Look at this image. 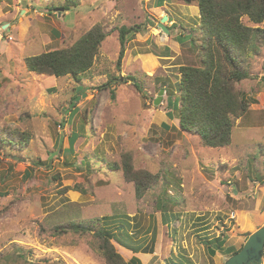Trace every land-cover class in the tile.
Here are the masks:
<instances>
[{
    "label": "rangeland",
    "instance_id": "1",
    "mask_svg": "<svg viewBox=\"0 0 264 264\" xmlns=\"http://www.w3.org/2000/svg\"><path fill=\"white\" fill-rule=\"evenodd\" d=\"M65 6L66 0H0V130L31 137L24 149L0 146V264H106L94 237L55 236L52 229L117 215L131 219L139 249L113 240L127 263L149 249L142 264H225L230 255L218 249V237L224 249H241L264 226V51L249 58L255 78L238 85L256 102L236 120L231 145L207 148L181 129L169 106L179 96L180 67L201 64L198 5L77 0ZM242 21L254 27L248 17ZM96 25L107 36L80 80L28 70V58L67 49ZM138 25L118 67L119 31ZM126 155L136 171L163 179L142 199L109 165ZM165 189L179 203L169 204L168 215L157 209L172 202L159 199Z\"/></svg>",
    "mask_w": 264,
    "mask_h": 264
},
{
    "label": "trees",
    "instance_id": "2",
    "mask_svg": "<svg viewBox=\"0 0 264 264\" xmlns=\"http://www.w3.org/2000/svg\"><path fill=\"white\" fill-rule=\"evenodd\" d=\"M76 1L66 0L65 11L75 5ZM176 1L186 5L196 3L199 7V31L203 38L200 45L202 59L200 66L180 67L179 96L175 100L169 98V106L178 112L181 129L197 136L204 147L226 148L232 143L236 120L244 117L250 111L251 103L256 102L239 90L238 85L255 78L250 71L249 58L260 56L264 51V0ZM244 16L249 18L254 27L243 23ZM141 29L140 25L124 26L120 29L121 50L118 67L124 59L129 36H134ZM106 36L102 27L96 25L71 47L30 57L26 66L33 73L50 74L57 78L69 75L80 80L91 70ZM130 80L138 91H141L142 87L137 85L135 78L130 77ZM114 82L111 81L110 85ZM111 93L115 98L114 91ZM30 139L27 133L0 130V146L7 144L13 148L24 149ZM109 165L112 170L121 169L124 178L135 185L137 199H142L163 180L159 173L153 175L147 171H136L128 155L120 165ZM158 197L172 201L157 204L158 211L164 215L169 214L170 203H174V206L179 204L178 201L174 202L173 195H170L167 189ZM130 220L128 215H117L99 217L88 222H70L66 226L54 227L52 234L61 236L73 233L94 237L97 240V250L106 264H142L136 257L127 263L113 245V240L118 237L121 246L131 251L139 250L134 248L135 237L129 231ZM211 242L206 241L205 244L209 247L210 255L215 256L216 249ZM225 242L221 237L215 240L218 249L230 257L242 249L233 246L224 249ZM150 251L141 250L143 254ZM22 252H19V257L27 261Z\"/></svg>",
    "mask_w": 264,
    "mask_h": 264
},
{
    "label": "water",
    "instance_id": "3",
    "mask_svg": "<svg viewBox=\"0 0 264 264\" xmlns=\"http://www.w3.org/2000/svg\"><path fill=\"white\" fill-rule=\"evenodd\" d=\"M166 20V18L164 19ZM162 29L168 33L167 29L161 25ZM161 91L160 95H163ZM79 99H76L78 101ZM161 101L159 97L155 104ZM264 257V226L252 233L241 251L228 259L225 264H262Z\"/></svg>",
    "mask_w": 264,
    "mask_h": 264
},
{
    "label": "crops",
    "instance_id": "4",
    "mask_svg": "<svg viewBox=\"0 0 264 264\" xmlns=\"http://www.w3.org/2000/svg\"><path fill=\"white\" fill-rule=\"evenodd\" d=\"M138 256V258L141 260H143V258H145L146 256H147V254H143V253H140V254H138L137 255Z\"/></svg>",
    "mask_w": 264,
    "mask_h": 264
}]
</instances>
